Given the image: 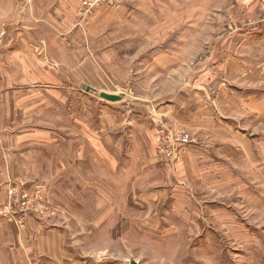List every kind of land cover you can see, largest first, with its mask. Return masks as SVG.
Here are the masks:
<instances>
[{"label": "rangeland", "instance_id": "obj_1", "mask_svg": "<svg viewBox=\"0 0 264 264\" xmlns=\"http://www.w3.org/2000/svg\"><path fill=\"white\" fill-rule=\"evenodd\" d=\"M83 1L76 26L113 13L72 49L88 85L32 86L0 62V264H264V112L235 127L249 156L214 160L241 174L233 188L182 186V157L206 145L168 115L201 70L217 106L264 92V0Z\"/></svg>", "mask_w": 264, "mask_h": 264}, {"label": "crops", "instance_id": "obj_2", "mask_svg": "<svg viewBox=\"0 0 264 264\" xmlns=\"http://www.w3.org/2000/svg\"><path fill=\"white\" fill-rule=\"evenodd\" d=\"M79 2L80 0H0V22H4L7 32L6 39L3 43L0 42L1 65L6 66L7 61L20 64L22 72L17 78L33 79L32 86L36 87L49 86L48 88L54 89L57 85L76 83L75 80H80L81 86L88 85V82L83 81L84 77H81L79 70L74 72L79 65H84L83 48L75 53L72 49L81 48L79 36L90 28V22L105 24L111 20L113 13L106 8L97 7L89 15L92 19H84L79 27L75 24L74 16ZM196 76V82L191 84V88L182 89L190 85L188 83H183L182 87L177 85V88H181L176 92L181 94L176 98L179 102L187 101L184 110L175 108L168 111L172 123L189 129L195 135V142L206 145L194 146L195 149L187 150L182 157L186 170L191 158L195 163L190 169L192 176L189 174L182 178V186H246L241 174L214 160L232 158L241 153L244 147V153L249 156L248 137H252V134H247L248 137L243 134L240 136L235 127H244L247 122L252 121L249 118L250 112H264V92L253 96L252 105L241 103L234 107L225 103L219 107L212 103V70H201ZM222 108L228 110L222 111ZM181 113L184 117H180ZM222 126L226 133L219 132Z\"/></svg>", "mask_w": 264, "mask_h": 264}, {"label": "built area", "instance_id": "obj_3", "mask_svg": "<svg viewBox=\"0 0 264 264\" xmlns=\"http://www.w3.org/2000/svg\"><path fill=\"white\" fill-rule=\"evenodd\" d=\"M99 1H100V0H94V3H93V4H97V3H99ZM81 3H83V4H81V7H82L83 9H85V12H86V7H87V8L90 7L89 5H90L91 1L89 2L88 0H84V1L81 2ZM85 12H84V13H85ZM84 13H83V14H84ZM2 36H4V32H1V33H0V38H1ZM166 133H167V135H166V138H167V139H165V140H166V144H165V152H166V155H167V156H171V155L173 154V153H172V149H173V148L171 147L172 144L168 141V138L172 136L171 131H170L169 129H168V130L161 129V130L158 131L157 137H158V139H159L160 136H163V137L165 138V134H166ZM180 139H181V140H179V141L181 142V144H184V143H188V142H190L188 135L185 134V133L182 134V136L180 137ZM174 157H175V156H174ZM174 157H172V158H174Z\"/></svg>", "mask_w": 264, "mask_h": 264}, {"label": "water", "instance_id": "obj_4", "mask_svg": "<svg viewBox=\"0 0 264 264\" xmlns=\"http://www.w3.org/2000/svg\"><path fill=\"white\" fill-rule=\"evenodd\" d=\"M85 90L88 91V90H91V91H95L94 88H91V87H85ZM99 96L105 100H108V101H111V102H114V101H117L120 99V96L118 95H115V94H111V93H105V92H100L99 93ZM129 264H137L136 262H133L131 261Z\"/></svg>", "mask_w": 264, "mask_h": 264}]
</instances>
